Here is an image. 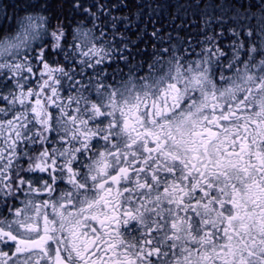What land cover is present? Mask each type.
I'll list each match as a JSON object with an SVG mask.
<instances>
[{
	"label": "snow or ice",
	"instance_id": "1",
	"mask_svg": "<svg viewBox=\"0 0 264 264\" xmlns=\"http://www.w3.org/2000/svg\"><path fill=\"white\" fill-rule=\"evenodd\" d=\"M52 3L0 38V264H264V0Z\"/></svg>",
	"mask_w": 264,
	"mask_h": 264
},
{
	"label": "trees",
	"instance_id": "2",
	"mask_svg": "<svg viewBox=\"0 0 264 264\" xmlns=\"http://www.w3.org/2000/svg\"><path fill=\"white\" fill-rule=\"evenodd\" d=\"M29 2H34V0H0V7L4 9V14L8 19L4 18V15H0V38L8 36L15 32L18 27L17 20L12 19L15 15L16 17H22L29 14V11H25L26 5ZM61 0H53L52 8L57 9ZM159 3L164 5L163 15H170L173 9L170 7L171 3H174L175 0H158ZM181 3L186 2V0H180ZM130 8L128 10L122 9L121 11H134L136 8L135 0H129ZM15 6V10L14 7ZM47 15V13H45ZM62 18H65V23L75 25L77 21L82 20L83 17L73 15L70 5L68 3L64 4V8L60 11ZM140 23V21H137ZM133 36L135 35V28L132 29L130 33ZM183 35V33H182Z\"/></svg>",
	"mask_w": 264,
	"mask_h": 264
},
{
	"label": "rangeland",
	"instance_id": "3",
	"mask_svg": "<svg viewBox=\"0 0 264 264\" xmlns=\"http://www.w3.org/2000/svg\"><path fill=\"white\" fill-rule=\"evenodd\" d=\"M15 33V32H14ZM14 33H12V34H14ZM35 43H39V41H37V42H35Z\"/></svg>",
	"mask_w": 264,
	"mask_h": 264
}]
</instances>
